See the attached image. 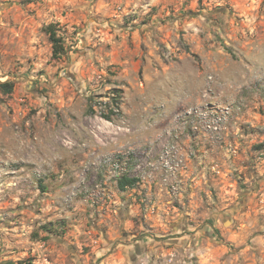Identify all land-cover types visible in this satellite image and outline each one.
<instances>
[{
    "label": "rangeland",
    "instance_id": "obj_1",
    "mask_svg": "<svg viewBox=\"0 0 264 264\" xmlns=\"http://www.w3.org/2000/svg\"><path fill=\"white\" fill-rule=\"evenodd\" d=\"M6 81L0 264H264V0H0Z\"/></svg>",
    "mask_w": 264,
    "mask_h": 264
},
{
    "label": "built area",
    "instance_id": "obj_2",
    "mask_svg": "<svg viewBox=\"0 0 264 264\" xmlns=\"http://www.w3.org/2000/svg\"><path fill=\"white\" fill-rule=\"evenodd\" d=\"M229 108H213V109H188L187 114L195 116L197 122L204 124V129L206 131L219 134L221 131V126L226 121L229 115ZM184 123L186 121L184 120ZM197 129V128H195ZM172 134V133H170ZM173 138H177L174 135ZM161 161L162 182L167 184L171 194H177L179 191V175L180 170L184 167L185 155L178 151L175 143H168L163 146L161 154L159 156ZM122 175L119 174V178Z\"/></svg>",
    "mask_w": 264,
    "mask_h": 264
},
{
    "label": "trees",
    "instance_id": "obj_3",
    "mask_svg": "<svg viewBox=\"0 0 264 264\" xmlns=\"http://www.w3.org/2000/svg\"><path fill=\"white\" fill-rule=\"evenodd\" d=\"M43 32L48 36L49 42L51 44V59L52 60H58L60 57L65 53L64 43L62 40V37L57 33V29L55 28L54 24H48L43 28ZM13 82L6 81L0 83V90L3 94H10L13 91ZM115 105L118 106L117 102H115ZM106 120L110 121V116L105 115L104 116ZM264 147L263 144H258L256 148L260 149ZM138 180L136 178H131L129 176L123 175L117 180V187L118 190L121 192L126 191L129 188H133L135 183ZM39 187L42 192L47 191V187L42 184V180L39 181ZM59 226H64L65 222L60 221L57 222ZM41 229L46 232L47 234H51L53 231V226L51 224H45L41 226ZM64 230H61V234H63ZM177 242V240H175Z\"/></svg>",
    "mask_w": 264,
    "mask_h": 264
},
{
    "label": "water",
    "instance_id": "obj_4",
    "mask_svg": "<svg viewBox=\"0 0 264 264\" xmlns=\"http://www.w3.org/2000/svg\"><path fill=\"white\" fill-rule=\"evenodd\" d=\"M171 241H174V242H176L175 240H171Z\"/></svg>",
    "mask_w": 264,
    "mask_h": 264
}]
</instances>
